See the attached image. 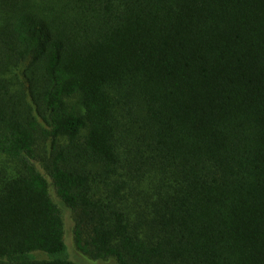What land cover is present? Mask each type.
Segmentation results:
<instances>
[{
	"label": "trees",
	"instance_id": "obj_1",
	"mask_svg": "<svg viewBox=\"0 0 264 264\" xmlns=\"http://www.w3.org/2000/svg\"><path fill=\"white\" fill-rule=\"evenodd\" d=\"M65 211L92 260L264 264V0H0V264H75Z\"/></svg>",
	"mask_w": 264,
	"mask_h": 264
},
{
	"label": "rangeland",
	"instance_id": "obj_2",
	"mask_svg": "<svg viewBox=\"0 0 264 264\" xmlns=\"http://www.w3.org/2000/svg\"><path fill=\"white\" fill-rule=\"evenodd\" d=\"M72 226H73V223L71 221V216L68 212L65 211L64 212V228H65L64 241H65L66 247L68 246L69 255L71 257V258L69 257L68 258L70 261L74 262L75 264H113L111 260L96 261L88 257H85L83 254L78 253L74 247L73 240H72ZM114 264H116L115 261H114Z\"/></svg>",
	"mask_w": 264,
	"mask_h": 264
}]
</instances>
